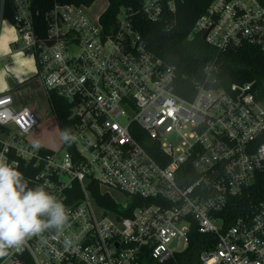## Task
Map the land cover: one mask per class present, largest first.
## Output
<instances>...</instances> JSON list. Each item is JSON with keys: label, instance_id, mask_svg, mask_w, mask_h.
I'll return each instance as SVG.
<instances>
[{"label": "built area", "instance_id": "2783aa9c", "mask_svg": "<svg viewBox=\"0 0 264 264\" xmlns=\"http://www.w3.org/2000/svg\"><path fill=\"white\" fill-rule=\"evenodd\" d=\"M14 1L19 37L13 44L34 54L61 134L68 129L76 139L71 145L62 140L64 150L34 149L29 135L38 130L36 114L15 106L12 93L0 94V155L18 162L29 187L44 185L69 212L63 234L33 237L0 264L163 263L188 246L193 224L216 237L199 264H264V200L229 223L221 215L232 197L250 194L256 174L264 172V102L254 82L199 84L193 99L180 96L178 67L148 48L132 19L141 13L157 21L167 2L174 8L172 0H141L137 10L122 7L108 23L101 20L107 7L97 13L95 1L44 0L36 9L33 0ZM43 7L40 34L35 17ZM195 34L218 52L245 45L264 52V3L212 0L190 38ZM217 70L208 63L207 80ZM52 92L66 102L67 127ZM92 183L117 208L99 205ZM127 195L139 204L131 215L122 213ZM181 240L182 249L172 246Z\"/></svg>", "mask_w": 264, "mask_h": 264}, {"label": "trees", "instance_id": "16d2710c", "mask_svg": "<svg viewBox=\"0 0 264 264\" xmlns=\"http://www.w3.org/2000/svg\"><path fill=\"white\" fill-rule=\"evenodd\" d=\"M44 0H33V8L42 5ZM77 4L91 5L96 0H69ZM212 0H172L173 9L167 6L162 17L157 21L147 20L141 13L133 15L135 26L139 29L148 48L165 63L175 64L178 67L180 81L177 93L187 99H193L199 84L207 87L228 88L233 82H254L257 90V99L264 102V52L257 46L245 45L240 48L218 52L211 46L202 34H195L190 38L194 24L199 16L206 10ZM264 3V0H260ZM141 0H108V5L101 15L105 23L113 22L121 8L137 10ZM130 10V11H131ZM46 8L35 17L39 23L37 30L45 33ZM3 17L12 24H16V6L14 0H4ZM211 62L218 65V70L213 73L212 79L207 80L204 67ZM51 99L55 104L57 117L67 127L68 108L65 100L57 93L52 92ZM91 194L96 202L108 208H117L115 199L104 193L97 183H92ZM250 194L241 197H232L228 207L221 213L225 223H229L238 214L243 213L251 204L264 200V172L256 174V183L250 187ZM129 208L123 210L124 215H131L132 210L139 204L134 202L136 197H130ZM133 199V202H132ZM216 237L212 233H202L196 224L189 231L188 246L175 257L160 263L152 258L146 260L147 264H199L200 253L215 245Z\"/></svg>", "mask_w": 264, "mask_h": 264}, {"label": "clouds", "instance_id": "9594fccd", "mask_svg": "<svg viewBox=\"0 0 264 264\" xmlns=\"http://www.w3.org/2000/svg\"><path fill=\"white\" fill-rule=\"evenodd\" d=\"M12 31L14 29L0 34V55L12 54L10 44L15 42L10 35ZM5 83L6 79L0 75V86ZM61 139L71 145L76 138L65 129ZM32 147L38 150L42 145L34 141ZM18 167V162L9 163L0 155V258L6 257L9 250L22 248L28 240L46 231L54 230L57 236L63 234L69 222L65 204L44 185L29 187ZM64 243L70 244V240L66 238Z\"/></svg>", "mask_w": 264, "mask_h": 264}, {"label": "rangeland", "instance_id": "374dc122", "mask_svg": "<svg viewBox=\"0 0 264 264\" xmlns=\"http://www.w3.org/2000/svg\"><path fill=\"white\" fill-rule=\"evenodd\" d=\"M107 4L108 0H96L92 7L97 13H100L107 7ZM11 29L14 31L10 32V35L15 40L19 37L18 29L8 19L4 18L0 27V34ZM14 48L16 51L11 55H0V57H5V60L0 62V75L6 79V83L0 86V94L12 93L15 97V106H27L36 114L40 124L38 130L29 135L31 142L39 141L42 145L54 150L61 148L64 150L61 131L47 92L44 86L38 82L35 56L25 49H18L16 46ZM17 53H22V55H17ZM17 65L20 67L18 68ZM21 72H23L22 75ZM113 195L120 201L125 200V197L118 192H114ZM172 246L182 249L184 241L174 242Z\"/></svg>", "mask_w": 264, "mask_h": 264}, {"label": "crops", "instance_id": "0c3cea01", "mask_svg": "<svg viewBox=\"0 0 264 264\" xmlns=\"http://www.w3.org/2000/svg\"><path fill=\"white\" fill-rule=\"evenodd\" d=\"M3 2H4V0H0V13H2V10H3ZM3 19H4L3 15H0V27H1V24H2ZM6 47H7V45H6ZM10 47H11L12 53H14V52L16 51V49L14 48V44L11 43V44H10ZM4 60H5V57H0V62H2V61H4ZM35 61H36V60H35ZM36 66H37V64H36ZM38 82H40V81L38 80ZM40 83H41V82H40ZM14 98H15V97H14ZM19 107H20V106H19Z\"/></svg>", "mask_w": 264, "mask_h": 264}, {"label": "water", "instance_id": "95a60500", "mask_svg": "<svg viewBox=\"0 0 264 264\" xmlns=\"http://www.w3.org/2000/svg\"><path fill=\"white\" fill-rule=\"evenodd\" d=\"M205 37H206V36H204L203 38L205 39ZM254 182H255V178L252 179V183H254Z\"/></svg>", "mask_w": 264, "mask_h": 264}]
</instances>
